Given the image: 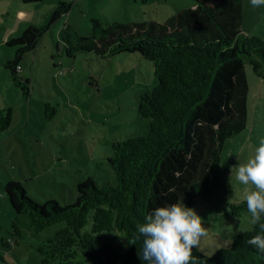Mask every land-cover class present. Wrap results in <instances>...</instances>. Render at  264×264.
Returning <instances> with one entry per match:
<instances>
[{
    "label": "trees",
    "instance_id": "obj_1",
    "mask_svg": "<svg viewBox=\"0 0 264 264\" xmlns=\"http://www.w3.org/2000/svg\"><path fill=\"white\" fill-rule=\"evenodd\" d=\"M194 1L165 23L105 26L93 18L90 34L80 37L78 45L65 38L71 58L79 52L103 59L140 54L153 62L158 85L139 101V115L150 120L147 134L113 144L109 163L115 183L100 185L89 178L78 185V199L69 205L55 199L39 202L13 180L4 186L17 215V237L23 236L20 216L28 218L37 235L66 224L37 248L43 264H264V199L232 207L237 216L239 210L260 214L252 230L233 236L229 249L211 256L175 232L209 191L226 140L247 126V63L264 77V40L243 32L245 0ZM72 8L61 3L47 27L31 26L8 43L16 53L6 68L26 95L25 56ZM49 110L55 112L47 104ZM12 123L13 110L0 108V134ZM112 232L124 240L122 245L129 244L126 251L108 242Z\"/></svg>",
    "mask_w": 264,
    "mask_h": 264
},
{
    "label": "rangeland",
    "instance_id": "obj_2",
    "mask_svg": "<svg viewBox=\"0 0 264 264\" xmlns=\"http://www.w3.org/2000/svg\"><path fill=\"white\" fill-rule=\"evenodd\" d=\"M63 2L73 4L71 11L52 24L22 62L21 76L30 80L26 95L6 68L16 53L8 43L31 26L47 27ZM194 5V0H0V108L13 110L11 127L0 134V264H43L37 248L66 226L37 235L28 218L20 216L23 236L17 237V215L4 192L10 180L39 202L73 204L81 182L92 178L100 185L115 183L109 163L114 143L148 132L150 120L139 115V101L158 85L153 62L138 53L103 59L79 52L71 58L65 38L78 45L80 37L90 34L93 18L105 26L165 23ZM243 15V32L264 40V0H245ZM247 75V126L226 140L209 191L175 231L208 256L229 249L231 238L252 230L260 214L239 210L237 216L232 207L264 199V77L249 63ZM47 104L55 112L46 111ZM92 225L93 217L87 230ZM115 236L108 233V242L126 251L129 244L122 245L124 240Z\"/></svg>",
    "mask_w": 264,
    "mask_h": 264
}]
</instances>
